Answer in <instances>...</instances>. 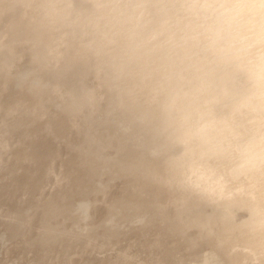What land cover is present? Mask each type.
<instances>
[{
	"label": "bare ground",
	"instance_id": "1",
	"mask_svg": "<svg viewBox=\"0 0 264 264\" xmlns=\"http://www.w3.org/2000/svg\"><path fill=\"white\" fill-rule=\"evenodd\" d=\"M21 2L37 16L27 22L31 12L16 11L6 33L13 28L29 42L33 30H41L52 58L59 57L60 45L67 58H94L75 69L81 80L92 75L87 69L111 64V77L123 88L114 94L105 69L110 86L101 72L93 85L94 96L109 95L107 117L138 130L154 157L172 146V128L184 143L187 171L225 195L230 215L234 205L248 208L239 232L264 255V0ZM83 32L87 44L63 41L65 34L75 39ZM32 43L33 52L43 48L40 38ZM133 61L155 86L143 78L128 82ZM58 69V75L73 71ZM224 220L217 222L225 227Z\"/></svg>",
	"mask_w": 264,
	"mask_h": 264
},
{
	"label": "rangeland",
	"instance_id": "2",
	"mask_svg": "<svg viewBox=\"0 0 264 264\" xmlns=\"http://www.w3.org/2000/svg\"><path fill=\"white\" fill-rule=\"evenodd\" d=\"M28 70L22 53L0 91V264H225L211 241L183 226L148 168L141 171L151 151L138 130L108 120L96 95L56 132L19 100ZM56 104L50 88L40 110ZM20 151L46 156L48 169L35 183L22 179Z\"/></svg>",
	"mask_w": 264,
	"mask_h": 264
},
{
	"label": "water",
	"instance_id": "3",
	"mask_svg": "<svg viewBox=\"0 0 264 264\" xmlns=\"http://www.w3.org/2000/svg\"><path fill=\"white\" fill-rule=\"evenodd\" d=\"M6 3L9 2L0 0V91L3 83L10 79V65L12 61L22 53L26 54L28 57L29 70L24 78L23 83L26 84L19 96V100L25 106L27 112L32 115L36 114V116L42 118L45 117L46 120L52 124L55 131L60 133L85 107L93 106L96 95L94 96V86L91 87L86 83L88 80H91L93 85H95L94 81L99 84L97 74L101 72L106 82L102 78L100 79L110 86V81L102 69L106 70L113 82V86L111 85L113 88L111 89L114 90V94L118 92L119 89L123 88V84L118 79L111 77V64L102 67L95 66L94 70L87 69L91 71L92 75L89 76L87 81L81 80V77L76 75V73H80L76 72L75 69L78 68L77 66L93 62L94 58L91 57L88 60L83 59L82 56H80V58L78 56L76 58H67L63 46L59 43H57L61 46V48L57 47L59 57L56 58L57 60L52 58L47 54L46 42L41 36L43 35L41 30H38V32L33 30L34 34H31L30 41H27L28 47L24 37L22 35H16L13 28L6 33V30H9L11 20H13L16 11H30L32 18L29 17L27 22L31 19L33 20L38 13L35 8H26L27 6L23 5L21 0H12L9 6H7ZM27 18L28 17H26L25 20ZM37 38L43 41V48L39 49L38 47H34L35 50L33 52L34 45L32 42L34 41L35 43ZM73 38L74 35L68 33L63 36V41L65 40V43H71L72 40L73 44L75 43L74 45L77 46L83 45V43L87 44L89 41V36L87 34L85 35V33L83 35L79 34L75 39ZM55 44L53 45V50H55ZM23 48H26L25 51ZM65 49L68 50L67 48ZM79 50H81V47H79ZM62 66H71L73 71L62 72L61 75L55 73V71L59 70L58 68ZM38 67L56 68L50 70V68L41 69ZM131 67L132 69L128 77V82L134 81L136 84H140V78H143L145 79L144 82L149 87L150 85L155 86L153 79L140 75L136 61L132 62ZM48 76L51 77V84L41 80L42 77L45 78ZM67 77H76L80 82L78 81V84L73 87L64 88L61 83ZM50 88L52 93L56 96L57 104L52 111L48 114H44L40 110V107L44 103L47 91ZM101 96L107 106L109 95L103 90ZM2 107H5V105H2ZM116 107H118V109L122 108L121 104ZM107 116L109 117L108 111H106V118H108ZM162 118H165V116L162 115ZM113 119L116 118H108V120ZM128 127V124L125 122L122 129L126 130ZM167 133L169 135L168 131ZM170 134L172 136L170 138H173L172 140L174 141L172 146H169V150L166 149L164 153L160 152V154L155 157L150 152L149 156L145 158L144 163L141 165V171L148 168L145 172L146 177L155 183L158 191L165 194L166 200L168 201L167 204L173 203V205L176 206L179 216H182L184 221L183 226L196 228L200 237L211 241L213 247L221 255L225 264H264V255L262 252L255 247H249L246 244L245 237L239 232L240 225L249 215L248 208L241 205H234L235 209H233L230 215L228 210L231 206L227 203L225 195L215 191L212 186L207 185L198 176L187 171L182 162L184 143L173 137L172 128L170 129ZM164 136L167 140V134L164 133L162 137ZM18 154L19 160L21 162L25 161L23 164L22 179L24 181L31 180L35 183L38 177L48 169L46 156H39L33 152L25 151H20ZM194 209L197 210L195 211ZM223 216L226 218V220H224L225 227L223 224L217 222V219Z\"/></svg>",
	"mask_w": 264,
	"mask_h": 264
}]
</instances>
